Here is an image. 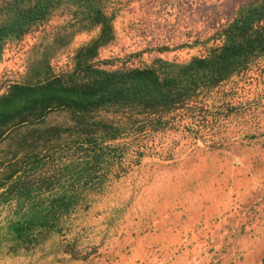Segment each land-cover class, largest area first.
<instances>
[{
  "label": "rangeland",
  "instance_id": "374dc122",
  "mask_svg": "<svg viewBox=\"0 0 264 264\" xmlns=\"http://www.w3.org/2000/svg\"><path fill=\"white\" fill-rule=\"evenodd\" d=\"M255 1L99 0L112 36L91 62L108 69L204 55L220 44L222 26ZM86 21L62 5L4 39L0 92L67 69L74 49L98 32L97 21L88 28ZM187 101L158 125L138 112L141 128L100 139L114 150L87 183L75 176L86 160L66 147L34 170L65 165L51 188L19 208L0 198V264H264V55ZM97 112L124 120L111 109ZM49 117L68 122L63 111ZM62 192L65 206L52 208L50 196ZM208 213L223 226L206 232ZM24 215L32 219L15 229Z\"/></svg>",
  "mask_w": 264,
  "mask_h": 264
},
{
  "label": "trees",
  "instance_id": "16d2710c",
  "mask_svg": "<svg viewBox=\"0 0 264 264\" xmlns=\"http://www.w3.org/2000/svg\"><path fill=\"white\" fill-rule=\"evenodd\" d=\"M98 2L2 0L0 3V49L4 39L18 37L62 5H69L77 19L87 20V28L91 21L99 23L97 34L74 49L67 69L41 80L10 82L0 92V187H4L0 198H13L18 208L31 199L34 191L51 188L56 182V174L62 172L64 164L50 173L38 174L34 170L42 162L60 158L66 147L73 148L71 154H79L76 158L86 160L75 171V176L82 177L81 183L85 184L94 176L102 155L114 150L100 139L114 137L126 127L144 125L135 124L134 113H142L141 119L158 125L164 121V114L184 106L202 89L264 55V0H256L247 3L242 13L222 26L220 44L204 55L180 62L156 57L142 66L102 69L94 66L91 58L97 46L112 35L107 14ZM101 109L119 112L124 120L98 114ZM53 110L65 112L68 122L49 117ZM64 196L63 192L50 196L51 207L65 206ZM30 219L31 215H24L12 225L22 230Z\"/></svg>",
  "mask_w": 264,
  "mask_h": 264
},
{
  "label": "crops",
  "instance_id": "0c3cea01",
  "mask_svg": "<svg viewBox=\"0 0 264 264\" xmlns=\"http://www.w3.org/2000/svg\"><path fill=\"white\" fill-rule=\"evenodd\" d=\"M211 202H212V201H211ZM211 202H209V204H210ZM217 203H218V202H217ZM206 209H207V207H206ZM214 209H215L216 211L213 212V213H214L213 215H215L218 219L222 218L221 216H222L223 214H221V212H220L221 206L215 204ZM209 214H210V213H208V214H206V215L203 216L204 218H206V232H209L210 230H212V231L218 230V228H220L221 226H223V223H222L221 221L215 223V225H214V223L209 222V219H210V218H209ZM231 216H232V215H231ZM211 227H213L214 229H211Z\"/></svg>",
  "mask_w": 264,
  "mask_h": 264
}]
</instances>
